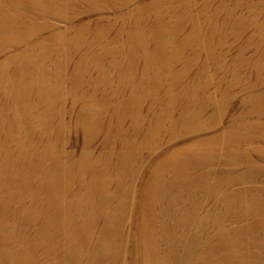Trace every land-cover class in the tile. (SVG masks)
Here are the masks:
<instances>
[{
    "label": "rangeland",
    "instance_id": "obj_1",
    "mask_svg": "<svg viewBox=\"0 0 264 264\" xmlns=\"http://www.w3.org/2000/svg\"><path fill=\"white\" fill-rule=\"evenodd\" d=\"M0 264H264V0H0Z\"/></svg>",
    "mask_w": 264,
    "mask_h": 264
}]
</instances>
